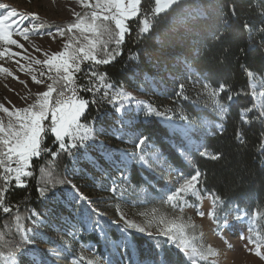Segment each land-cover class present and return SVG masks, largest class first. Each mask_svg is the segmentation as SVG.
<instances>
[{"label": "rangeland", "instance_id": "1", "mask_svg": "<svg viewBox=\"0 0 264 264\" xmlns=\"http://www.w3.org/2000/svg\"><path fill=\"white\" fill-rule=\"evenodd\" d=\"M145 1L148 0H142L141 2L140 14L126 22L129 31H131L133 25H136L133 23V20L138 19L140 21L143 18L141 14L144 8H146L144 6ZM153 2L155 3V0ZM0 3L7 4L10 8H16L21 13H38V19L29 18L22 23H19V16L15 17L18 21L15 28L22 30L27 27L31 29L33 25H44L45 23L50 25L58 24L56 26L65 29L63 36L57 33L56 28L42 29L44 35L30 30L28 39H24L23 35L17 32L13 38L18 40L24 46L23 48L0 42V51H4L5 49L11 50L10 52H5V55L0 56V66L8 70H0V104L9 109L8 113L0 110V121L7 127L9 121L17 125L19 123L15 115H10V113L14 112L15 109L25 108L27 105L32 104L36 99V94L46 91L47 85L53 83V80L49 79V76L53 78L56 76L55 71L49 72L46 65L43 63L36 64L35 61L37 59L41 61L48 59L56 52H70L71 48L66 49L65 44L71 43L72 47H78L80 43L86 44L87 41L84 40L79 30L73 29L72 32H68L67 28L70 24L76 22L74 13H80L81 16H84L85 13L90 14L97 9L84 7L80 3V0H0ZM90 3L94 4L95 0H90ZM10 8L0 9V15L7 14ZM112 27H115L114 24H112ZM48 32H51L52 36L47 35ZM127 34L124 37L123 43L119 46L118 52L120 54L116 55L115 59L111 62L122 55ZM103 39H106V37ZM101 47V45H98L96 48L98 58H108L101 52ZM115 48L114 43L109 44L108 51L111 52ZM11 53H19V55L13 56ZM148 60L149 58H147ZM128 63L135 69L139 68L137 65L139 63L138 54L131 55ZM153 64L152 68L155 70L153 75L136 71L138 78L132 76L129 84L117 82L105 76L103 82H99L96 79L92 80V84L95 88L100 89L99 91L84 92L82 89L78 91L80 98L90 101L87 110L81 117V123H88L93 117H96L97 127L103 124L105 127L111 128L121 117L124 120L131 121V124L126 126L124 131L133 133V140L136 137L146 139V143L142 148L143 154L148 161L147 165L141 164L138 159L130 160L123 169L124 178L121 179L120 172L112 167L110 162L101 159L99 153L91 148L89 156L98 159L101 167L104 168L103 172L94 168L86 160H81L77 163L73 157L68 156L66 153H59L55 158L50 153H41L39 157H33L30 161L31 167L28 170L32 172V176L26 178L27 184L34 179L40 193V189L46 186V182L51 181V183L47 184L45 197L41 198L44 205L48 204V208L43 211L41 216L45 219L52 216V224L66 226L62 219L60 220L57 219L58 217L53 216L51 212L53 208L51 206L70 208L66 201L70 198L68 193L72 189L66 182L71 181L85 197L92 201L93 207L104 213L101 220H107L108 222L119 221L120 212H122L128 220L134 221L146 228L145 233L129 229L127 233L122 234L120 231L124 227L122 222L119 226L110 224V226L105 227V231L107 232L106 239L104 233L93 231L91 226H85L80 222L78 215L74 211L76 205L73 203L70 212H72V215L77 220L76 227L79 231L75 238H66L69 245L68 251L61 253V257L55 260V264H73V260L76 261V264H89V261L94 262V264H149L147 262V255L141 261L135 259L136 252L139 254V251L135 248L134 243L130 241L132 233L149 236L147 235V231L156 232L155 225L149 227L146 224L148 217L142 216L140 213H151V210L156 208L158 210L156 213L157 217H171L177 214L178 209H173L171 204H162V200L168 194L174 192L183 183V179H187L195 174L198 169L195 167L194 157L201 156L199 151L193 150L185 158L182 153L188 151L186 147L187 141L181 132H173L171 125L186 123L180 121L179 117L181 115H185L189 120L195 122L198 131H194L191 134V139L193 143L203 144V148L200 151H204L208 136L213 133L215 128L219 129L226 118L227 113L221 116L217 112L213 99L208 95L210 89H204L203 87L204 84H210L189 69L188 63L183 61L182 58L176 59L170 68L159 63ZM101 66L104 65L84 62L81 65V71L76 73L77 84L86 85L88 83V73L92 70L103 74L100 71ZM41 73H45V75L42 76L40 75ZM186 73L189 76L188 79L185 77ZM33 76L44 82L42 84L34 83ZM103 84L114 85V88L104 89ZM180 85L184 86L183 90H181ZM251 85L253 91L257 93L256 102H264V95H262L264 94V75L255 74L253 80H251ZM121 86L127 92L132 93L137 100L143 101L144 104L138 105L135 102L128 104V102H125L127 110L118 112L116 109L120 107L119 101L113 103L110 102V98L102 99L105 90L114 92ZM56 87L59 90L60 86L56 85ZM210 88L215 89L211 85ZM178 93L181 94L178 95ZM55 96L56 93L54 92L53 98ZM215 99L219 103L224 104L221 101L220 94ZM93 100H96L97 103H91ZM147 105H151L157 112L166 113V115L157 116L153 113L150 116H146L144 110ZM20 115H23V113H20ZM169 118L172 119L170 120ZM153 119L158 120L168 130L169 136L166 142L176 149L192 172L176 168L170 162L169 157L165 155L163 147L160 144H155L148 136L142 134L140 127L138 129L135 127L136 125L140 126V124H150ZM118 136V133L100 135L99 139L104 141L105 144L110 145L112 149H126L129 152L136 151L135 142H130L128 135H125L123 139L118 138ZM46 138L47 136L44 138L43 146L45 147ZM157 154L159 155V159L154 158ZM116 155L118 156L119 153ZM133 164L144 168L142 176L147 182L146 185H136L131 181L130 170ZM35 167L36 169H34ZM41 169H44V171H41ZM78 169L83 170L77 171ZM48 172L52 173L51 177L47 175ZM58 181L63 183H57ZM114 182L118 190L112 193L109 189ZM53 183L55 184L54 187L52 186ZM3 185V180H0V188ZM197 188L199 189V198L193 197L191 194L184 197L187 201V206H185L182 216L185 221H195V228L189 231V238L195 237L196 239H193L192 242L197 244V246L206 248L208 245H211L217 250L215 256H209L206 261L198 260L197 264H213V262L214 264H254L249 260L242 261L237 259L235 254L240 246L245 251L246 256L248 254L256 256L254 251L248 250L250 248L249 245L252 244L249 243V238L257 240L261 243V248H264V234L260 226V217L258 215L250 217L244 209H240L237 205L220 201L215 208L217 217L219 218L218 223L223 225V217L227 216L229 224L227 229L222 230L218 227L217 221L208 215V212L213 209L212 200L214 195L204 193V188L201 187L200 183L197 185ZM117 208H119V212ZM197 208L204 211L205 215L203 217L196 215ZM32 209L34 208L30 207L26 213H20L19 215L26 217L30 215ZM14 218L6 219L0 225V232L4 233L3 238L0 239V252H4L5 254L11 250L14 244L20 242V236L15 231ZM68 218L71 224H73L74 219L72 217ZM22 223L25 227H31L30 220L24 219ZM41 230L48 236L55 237L57 242L60 241V237L63 235V227L59 233L47 224ZM111 231H115V233H111ZM94 234H97V238L100 239L102 245L99 246L92 242L81 241V237L89 240ZM122 235L128 237V244L126 248L121 247L117 250L112 242L119 241ZM242 236L244 237L243 239L241 238ZM36 243L41 249L52 246L40 240H37ZM173 245L175 246V244ZM262 252H264V249ZM31 259V253L18 256L17 264H29ZM182 261L183 264H191L186 256ZM0 264H3V262L0 261ZM49 264H52V261H49Z\"/></svg>", "mask_w": 264, "mask_h": 264}, {"label": "snow or ice", "instance_id": "2", "mask_svg": "<svg viewBox=\"0 0 264 264\" xmlns=\"http://www.w3.org/2000/svg\"><path fill=\"white\" fill-rule=\"evenodd\" d=\"M142 0H95V3H90V0H80V3L84 7H93L97 10L92 11L90 14L85 13L81 16L80 13H74L76 16V22L70 24L67 28L68 32H72L73 29L79 30L80 34L84 37L87 43H80L78 47H72L71 43L65 44V48H71L68 53L56 52L51 57L43 61L36 60V64L43 63L48 67V71H55V78L49 76V79L53 80V83L47 85V90L36 94V99L32 104L27 105L25 108L15 109L10 115H15L16 120L19 121L18 125L9 121L7 127L0 121V180H3L4 185L0 188V210L3 213L8 214L12 211L10 206L5 204V193L9 189V185L13 182L16 187H26V178L32 176V172L28 169L31 167L30 161L33 157H39L41 153H50L55 158L59 153H66L68 156L73 157L74 160L79 163L81 160H86L97 170L103 172L104 168L101 167L98 159L89 156V150L94 149L99 153L101 159L110 162L111 166L116 168L120 172L121 179L124 178L123 169L127 163L132 159H138L143 165H147L148 161L143 154L142 146L146 143V139L143 137H136L132 139L133 133L125 132L126 126L131 124V121L124 120L123 117L116 121L111 128L105 127L103 124L99 127L96 126V117H93L88 123H81V117L84 115L88 108L90 101L82 99L78 95V91L82 89L84 92L99 91L92 84V80L96 79L99 82H103L105 74H100L94 70L90 71L87 76L88 83L86 85L77 84L76 73L81 71V65L84 62H91L96 65H106L115 59L119 46L123 43L125 35L129 32L127 21L140 14V5ZM182 0H155V7L152 9L150 15H145L139 21L138 35L149 33L153 28V20L161 13H165L170 10L174 5H178ZM7 4L0 3V9H9ZM235 10L233 9V12ZM264 15V13H262ZM19 16L22 23L29 18L38 19V13H21L16 8H10L5 15H0V42L6 45H17L20 48L24 46L14 39V35L19 32L23 35L24 39H28V34L31 31H37L40 35H44L42 31L44 25L36 24L31 29L25 27L22 30L15 28L18 21L15 17ZM182 22H186L182 21ZM114 24V28L112 27ZM246 29H250L248 24H245ZM57 33L61 36L65 34V29L57 27ZM257 31L264 33V24H261ZM91 34V35H86ZM47 35L52 36L51 32ZM94 37V38H93ZM106 37V39H103ZM55 39V37H53ZM79 42V41H78ZM114 43L116 48L111 52L108 51L109 44ZM101 45V52L108 58H98L96 48ZM10 49L0 51V56L5 55V52H10ZM13 56L19 55V53H11ZM0 70L8 71L0 66ZM40 75H45L41 73ZM250 80H253L255 74L252 72L247 73ZM18 79V78H17ZM33 82L42 84L44 81L39 80L36 76L32 77ZM147 79V78H146ZM56 85H59L57 90ZM183 85H180L183 90ZM204 89H210L208 95L213 99L217 112L223 116L227 113L228 109L224 104L219 103L215 98L225 89L227 85L220 84L218 88L211 89L210 85L204 84ZM104 89H113L114 85L103 84ZM143 89V86H142ZM56 93L53 98V93ZM181 93H178V95ZM255 91L252 92V96H256ZM264 95V94H262ZM110 98V102L119 101L120 107L116 109L118 112H124L127 110L128 104L135 102L138 105H143V101L137 100L132 93L127 92L122 86L116 89L114 92L105 90L102 99ZM187 99V97H185ZM231 101L233 97L228 96ZM91 103H97L96 100ZM0 110L5 113L9 112V109L3 104H0ZM257 110L258 114L253 117L254 120L264 121V102L254 103L251 107L242 110L241 115L244 123H249L247 119V113ZM145 115L150 116L153 113L157 116H165L166 113L157 112L151 105H147L145 108ZM23 113V115H20ZM170 120L172 118H169ZM180 121L186 123L173 124V132L179 131L183 134L184 139L187 141L188 151L182 153L185 158L188 157V153L195 150L199 151L201 156L217 160L221 158L219 153L214 155L209 154L207 150L200 151L203 148V144L193 143L191 134L194 131H198L195 122L189 120L185 115L179 117ZM47 122V123H46ZM118 125V127H117ZM119 134L118 138L123 139L125 135L130 137V142H135L136 151L129 152L126 149H112L110 145L105 144L104 141L99 139L100 135H113ZM51 134L54 137L53 144L57 146V151H52L50 147H45L44 138ZM237 139L242 140V133L237 132ZM119 153L117 156L116 154ZM155 159H159L157 154ZM166 163V161H165ZM150 167V165H149ZM78 169L77 171H82ZM44 171V169H41ZM47 175L51 177L52 173L48 172ZM204 174L199 170L195 174L191 175L187 179H183V183L176 188L174 192H171L162 200V204H171L173 209H178V213L171 216H156L157 209L153 208L151 213H140L142 216L148 217L146 224L149 227L155 225L156 232L147 231L149 236H163L166 238V242L175 244V246L181 251L191 262V264H197L198 260L206 261L209 256H215L217 250L211 245L206 248L203 246H197L192 241L196 239L189 238V231L195 228V221H185L182 216L187 201L184 197L191 194L193 197L199 198V189L197 185L201 182V177ZM51 183L49 180L46 182V186L40 189L41 198L45 197L47 191V184ZM57 183H63L58 181ZM71 186L72 191L68 193L70 197L66 203L71 208L75 203L76 207L74 211L78 215L80 222L85 226H91L93 231H99L104 233L107 239V232L105 231L104 224L101 218L104 213H101L99 209L92 206V201L85 197L79 189L76 188L71 181H67ZM54 187L55 184L53 183ZM112 193H115L117 185L115 182L109 189ZM183 194V195H182ZM220 202L218 196H214L212 200L213 209L208 212V215L213 220L217 221V213L215 211L216 205ZM119 212V208H117ZM56 215L55 210L53 216ZM196 215L203 217L204 211L197 208ZM95 217V219H93ZM24 219L31 221V227H25L22 221ZM53 217L49 216L45 219L40 213L32 209L30 215L22 217L17 214L14 218V227L16 233L20 236V242L14 244L11 250L0 252V261L3 264H17V257L24 256L27 253L32 254V259L29 264H55V260L61 257V253L68 251V241L66 238H75L79 229L75 224H71L68 217L60 216V219L64 221V225L52 224ZM224 224L218 227L227 229L229 227L227 216L223 217ZM124 224V227L120 229L121 233H127L129 229H135L140 233H145L146 228L140 226L134 221L128 220L122 212H120L119 221H110L111 224L119 226L120 223ZM49 225L57 231H61L63 227V235L60 237V241L52 236H48L41 229L44 225ZM4 233L0 232V239L3 238ZM244 238L243 236L241 237ZM40 240L44 243L52 245L46 249H41L36 241ZM113 246L119 250L121 247H127L128 237L122 235L119 241H113ZM249 243L255 244V248H249V251H254L255 255L264 260V252L261 251V243L257 240L249 238ZM73 264L76 261L73 260ZM89 264L94 262L89 261ZM214 264V262H213Z\"/></svg>", "mask_w": 264, "mask_h": 264}, {"label": "trees", "instance_id": "3", "mask_svg": "<svg viewBox=\"0 0 264 264\" xmlns=\"http://www.w3.org/2000/svg\"><path fill=\"white\" fill-rule=\"evenodd\" d=\"M145 2L146 8L141 17L150 15L155 7L153 0ZM262 13L264 0H185L156 16L149 33L138 35L139 20H133L136 25L127 34L122 55L101 66L100 71L111 80L129 84L132 76L138 78L136 71L153 75V63L170 68L176 59L182 58L189 69L212 87L227 85L225 91L220 93L221 101L228 109L226 118L222 126L215 128L206 140L208 153H219L221 158L213 160L195 156V167L204 174L200 182L204 193L237 205L250 217L258 215L264 234V121L253 119L258 114L257 110L247 113L249 123H244L241 115L243 109L257 103L256 96H252L253 88L247 73L264 75V33L257 31L264 24ZM245 24L250 26L251 31L245 28ZM56 25L44 23L43 29H55L58 27ZM133 54L139 56L137 69L128 63ZM185 77L189 78L187 73ZM229 95L233 97L231 101ZM135 127H140L142 134L155 144H160L176 168L192 172L176 149L166 142L169 132L158 120L153 119L150 124ZM238 131L242 133V140L237 139ZM53 140L54 137L49 134L46 147L57 151ZM130 171L132 182L146 185L142 166L133 164ZM4 198L6 206H10L12 211L5 214L0 210V225L6 219L26 213L30 207L41 215L48 208V204L44 205L41 200L34 179L23 188L16 187L13 182ZM51 207L57 219L61 215L72 217V223L76 225L71 208ZM101 221L104 227L111 224L107 220ZM81 239L102 245L97 234L89 240ZM130 241L139 251L135 255L137 261L145 259L147 255L149 264H183L184 254L172 243L166 242L165 237L132 233Z\"/></svg>", "mask_w": 264, "mask_h": 264}, {"label": "bare ground", "instance_id": "4", "mask_svg": "<svg viewBox=\"0 0 264 264\" xmlns=\"http://www.w3.org/2000/svg\"><path fill=\"white\" fill-rule=\"evenodd\" d=\"M238 248L239 249L236 251V254H235L237 259L242 260V261L249 260V261H252L254 264H264L263 261H261L258 257L254 256V255H251V254H248V256H246L245 255L246 254L245 251L243 249H241L240 246ZM232 254H234V253H232Z\"/></svg>", "mask_w": 264, "mask_h": 264}, {"label": "crops", "instance_id": "5", "mask_svg": "<svg viewBox=\"0 0 264 264\" xmlns=\"http://www.w3.org/2000/svg\"><path fill=\"white\" fill-rule=\"evenodd\" d=\"M249 247H250V248H255V244H250ZM263 249H264V248H261V251H262ZM257 257H258V256H257ZM258 258L261 260L260 257H258ZM261 261H263V263H264V260H261Z\"/></svg>", "mask_w": 264, "mask_h": 264}]
</instances>
